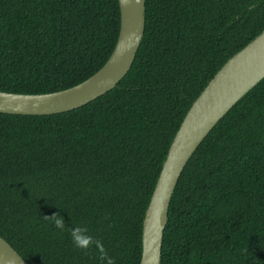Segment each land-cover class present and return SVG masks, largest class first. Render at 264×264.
<instances>
[{"label": "trees", "instance_id": "obj_1", "mask_svg": "<svg viewBox=\"0 0 264 264\" xmlns=\"http://www.w3.org/2000/svg\"><path fill=\"white\" fill-rule=\"evenodd\" d=\"M144 3L140 46L111 91L55 115L0 113V237L27 264H139L144 214L184 116L264 30V0ZM119 27L117 0H0V92L80 84L109 59ZM161 264H264V78L183 169Z\"/></svg>", "mask_w": 264, "mask_h": 264}, {"label": "water", "instance_id": "obj_2", "mask_svg": "<svg viewBox=\"0 0 264 264\" xmlns=\"http://www.w3.org/2000/svg\"><path fill=\"white\" fill-rule=\"evenodd\" d=\"M120 27L109 59L91 77L69 89L40 95L0 92V113L48 116L78 109L111 91L129 71L145 24L144 0H117ZM264 78V30L229 58L194 100L162 163L146 208L139 264H161L168 208L188 160L230 109ZM0 264H27L0 237Z\"/></svg>", "mask_w": 264, "mask_h": 264}, {"label": "clouds", "instance_id": "obj_3", "mask_svg": "<svg viewBox=\"0 0 264 264\" xmlns=\"http://www.w3.org/2000/svg\"><path fill=\"white\" fill-rule=\"evenodd\" d=\"M53 224L56 228L63 230L64 229V221H63V217L60 216L59 213H54L53 214ZM81 229L80 228H73L71 230V232L69 233L72 242L74 244V246L76 247H80L81 245L79 244V233H81ZM108 264H112V261L109 259Z\"/></svg>", "mask_w": 264, "mask_h": 264}]
</instances>
